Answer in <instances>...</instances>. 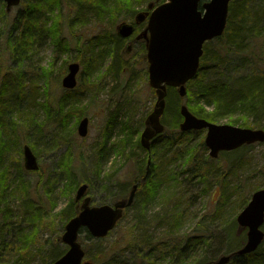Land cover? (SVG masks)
<instances>
[{
	"label": "rangeland",
	"instance_id": "rangeland-1",
	"mask_svg": "<svg viewBox=\"0 0 264 264\" xmlns=\"http://www.w3.org/2000/svg\"><path fill=\"white\" fill-rule=\"evenodd\" d=\"M130 1L132 4L128 8V15L117 20L105 15L99 20H88L81 28L74 25L72 30L68 18H72L74 7L67 5L66 0L61 6L64 17L62 35L63 43L68 45L69 50L58 44L59 47H56L53 43L56 40L45 39L34 54L31 64L39 72L41 69L50 70L48 76L42 77V71L35 78L27 72L21 76L17 86L26 98L20 102L22 114L32 116L35 122L46 125L40 127L39 132L36 126H31L28 131L19 126L15 132L8 125L2 128V137L8 142L0 154V180L6 186L7 197L14 192L15 194L7 199L6 207L2 206L9 212L8 218L3 219L0 216V245L4 246L0 253L1 264H50L51 251L66 250V246L57 238L63 233L66 224L60 218V212L74 200L76 188L73 191L66 189L70 174H75L78 181L76 187L87 179L96 181L88 194L91 204L96 206L111 203L113 195L121 186L126 187L127 193L132 182L140 176L141 160L148 159L149 153L138 149L135 141L139 140L144 119L151 112L156 100L143 72L146 66L139 63L142 50L138 48L139 45H134L127 56L126 45L122 43V51L126 54L119 56L120 65L113 67L115 57H112V53L96 67L85 68L82 64L86 57L98 54L100 48L96 42L100 37L105 40L110 32L115 33L121 22L132 23L138 12L149 11L150 4L153 8L162 3L153 4L154 0ZM241 1L244 0L236 2ZM245 1L251 9H264V0ZM19 9L20 5L12 9L6 14L7 18L12 19ZM4 10L5 3L0 0V29ZM127 12L125 11L126 14ZM0 39L1 83L3 73L12 67L5 38ZM77 40L82 50L81 56L76 49ZM89 48L92 50L89 51ZM70 63H78L80 68L75 88L67 90L61 85V79ZM28 64L29 62L24 66ZM33 89L37 90L38 96L30 100L29 94ZM171 94L166 98V108L169 106L170 112L161 119L166 134L172 132L173 119L177 118L179 106L186 104V99H176V106L173 102L168 103ZM65 95H69V98L63 102L62 112L65 115L69 111L72 113L66 118L64 129L46 122L47 116L42 104L48 102L50 107L59 109ZM84 117L88 118V132L85 137H80L76 127L78 121ZM12 118L17 119L15 113ZM232 118L239 124L242 122L238 114ZM227 120L218 124H228ZM252 121L250 118L247 124L251 125ZM262 124L264 127V120ZM204 135L205 131H200L189 136L190 147L197 148ZM127 139L129 141L126 143ZM24 144L30 146L37 158V172H28L23 168ZM199 158L198 164L202 162L204 168L209 169L207 180L197 173L190 177L194 162L185 165L182 161H175L169 166L174 173H169L170 181L166 187H161L156 201L150 203L144 211H139L138 203V209L132 213L137 212V217L143 218L141 228L146 235L153 240L159 238L165 227L155 226L153 217L164 214V196L168 197V213H172L173 206L183 211L178 225L180 233L187 237L203 234L207 236L211 247L207 255L217 259L225 251L235 247V244L239 243L241 246L245 241L246 229L238 227L236 216L247 205L252 193L264 188V142L222 153L217 159H210L206 150ZM151 159H156V155H151ZM66 164H69L70 170L65 168ZM97 170L99 174L95 175ZM131 219L132 214H128L103 242H91L82 235L79 239L81 245L90 256H96L101 250L108 249L113 241L123 242L124 244L117 245L120 248L125 246L129 235L127 227L131 228L134 223V220L130 223ZM262 230L264 231V224ZM133 235L136 236L137 233L134 232ZM214 244L219 245L220 250L216 251ZM261 247L264 249V242Z\"/></svg>",
	"mask_w": 264,
	"mask_h": 264
},
{
	"label": "trees",
	"instance_id": "trees-1",
	"mask_svg": "<svg viewBox=\"0 0 264 264\" xmlns=\"http://www.w3.org/2000/svg\"><path fill=\"white\" fill-rule=\"evenodd\" d=\"M154 1L153 4H159L164 0ZM236 1L232 0L229 4L227 25L223 35L204 46V54L201 59L202 68L187 84L186 106L195 116L211 122L220 123L228 119L226 122L228 124L262 128V120H264V9H251L247 1L244 0L240 3ZM69 2L67 0V5L70 4L74 7L72 18H68L72 30L74 25L81 28L88 20H99L105 15H108L112 20H117L130 13L128 8L132 4L130 0H71ZM63 3H66V0H21L20 9L12 19L7 18L5 10L1 15L3 25L0 29V38H5L12 68L3 73L0 83V154L8 142L2 137V128L5 125L10 126L12 132H15L19 126L26 128L27 131L31 126H36L37 132H39L40 127L46 125L35 122L32 116L22 114L23 110L19 106H21L20 102L26 98L24 92L20 91L17 85L25 72L32 78L39 77L41 71L42 77L48 76L47 73L49 74L50 70L41 69L39 72L31 64L34 54L45 39L56 40L57 42L53 41L56 47L69 48L67 44L64 45L63 43L62 25L64 17L61 13ZM125 11H128L127 14ZM102 39L100 37L96 42L97 47L100 48L98 54H91L82 61L85 68L96 67L111 53L113 54L112 57H115L113 67L120 65V63L118 64V58L122 56L120 39L114 32H110L105 40ZM78 45L77 40L76 49L81 56L82 50ZM88 50L91 51L92 49L89 48ZM28 62L29 64L24 66ZM111 69L109 68V71ZM169 93H172V96L169 95L168 103L173 102L176 106V99L180 98L172 88L167 89L166 98ZM37 96V90L33 89L28 99L34 100ZM68 98L69 95L68 97L67 95L63 96L59 109L50 107L48 102L42 104V109L47 116L46 122L66 128V118L72 112L69 111L68 115L63 114L62 106ZM169 112V106L166 108L165 104L162 117ZM14 113L17 119L12 118ZM235 114L240 115L242 121L240 124L232 118ZM250 118L253 121L251 125H248ZM180 120L181 116L177 112V118L173 119L172 132L169 134L164 132L153 139L150 156L156 155V159H151L144 184H141L140 181L145 173L147 159L141 160L140 176L132 182V184L138 183V189L133 204L123 216L124 219L128 217V214H132L130 223L134 220L132 227H127L129 235L126 245L120 248L117 245L123 242L113 241L108 249L101 250L96 256H90L86 249V254L94 261V264H213L215 261L214 256L209 258L207 255L208 250L211 249L207 236L203 234L187 237L180 233L178 225L183 217V211H180L177 206H173L172 213H168L166 209L169 206L168 197L164 196V214L153 217L155 226L165 227L159 238L153 240L151 236L146 235V232L141 228L143 218H138L137 212L132 213L138 209V203H140L139 211L140 209L144 211L150 203L156 201L158 192L162 190L161 187H166L170 181V174L174 173L172 170L170 171L169 166L175 161H182V164L185 165L194 162L195 166L190 177L197 173L201 178L208 179L209 169L204 168L205 165L201 161V164H198L199 157L201 153L206 151V148L202 140L199 141L197 148L190 147L188 144V141H191L189 136L196 132H180L177 126ZM132 138L133 136H131ZM135 142L137 148L144 151L139 140ZM65 168L70 170L69 164H66ZM262 172H264V167ZM97 174H99L98 170L95 175ZM67 180L66 189L75 190L78 183L75 174H70ZM84 183L88 185L87 192L89 194L96 181L87 179ZM125 193L126 187L121 186L111 200L121 199L127 194ZM14 194L15 192L7 197L6 186L0 180V216L2 215L3 219L8 218L9 212L5 211L2 206L6 207L8 205L7 199L13 197ZM31 207L33 209V206ZM60 213V218L67 222L76 215L77 203L71 200ZM134 232L137 233V237L133 235ZM84 238L91 242L95 240L88 234H84ZM103 240H95V242H103ZM235 245L225 254H231L235 251L239 243ZM2 249L4 246L1 244L0 253L3 252ZM64 251V249L51 251L50 264L59 258ZM240 263L264 264V249L260 246L250 255L241 258L234 257L229 264Z\"/></svg>",
	"mask_w": 264,
	"mask_h": 264
},
{
	"label": "water",
	"instance_id": "water-1",
	"mask_svg": "<svg viewBox=\"0 0 264 264\" xmlns=\"http://www.w3.org/2000/svg\"><path fill=\"white\" fill-rule=\"evenodd\" d=\"M200 0H166L150 14L147 31L148 81L156 91V102L153 111L147 116L145 128L140 135V144L146 150L150 149V140L163 131L160 117L165 107L166 87L178 88V94H186L185 84L192 79L199 67L203 53L204 42L222 35L228 15L230 0H209L202 5L204 13L198 10ZM6 11L9 12L20 0H4ZM142 21V14H138ZM134 31L131 24L121 23L117 34L122 38L129 37ZM79 65L72 63L68 73L62 79V86L72 89L76 85V74ZM182 121L181 131L206 129L205 146L209 156L217 158L221 151H231L243 144L264 142V130L240 128L228 124H215L205 119L197 118L185 105L180 106ZM88 128V118H83L77 126L78 135L85 137ZM23 166L28 171L38 170L37 159L28 145L23 146ZM149 164V161H148ZM145 177L142 179V183ZM87 185H80L75 194V201L82 199ZM137 190V184L132 186L125 199L113 204L90 206V198L84 197L79 213L65 225L61 241L68 250L52 264H91L83 262L84 251L77 241L79 231L85 229L93 238L105 237L115 227L125 208L131 206ZM237 224L246 228V240L237 251L242 256L253 252L264 240V232L260 229L264 223V189L253 193L247 206L236 217ZM231 255L221 256L215 264H227Z\"/></svg>",
	"mask_w": 264,
	"mask_h": 264
},
{
	"label": "flooded vegetation",
	"instance_id": "flooded-vegetation-1",
	"mask_svg": "<svg viewBox=\"0 0 264 264\" xmlns=\"http://www.w3.org/2000/svg\"><path fill=\"white\" fill-rule=\"evenodd\" d=\"M142 13L144 15V20L135 23L133 34L131 36H129L128 38L120 39V41L122 43H125V45H126V49L128 50L127 56L130 55V53L132 51L131 49L134 45H139L138 48H140L142 51H145L144 55L140 56L139 63H140V65H142L144 63L146 65V68H147L148 63L146 60L145 53H146V42H147L148 35L145 34V29L147 27V20H148L149 13L147 11H144ZM124 54H125V52H122V55H124ZM135 64H137V63H135ZM143 72H145V71H143ZM146 75H147V69H146Z\"/></svg>",
	"mask_w": 264,
	"mask_h": 264
},
{
	"label": "bare ground",
	"instance_id": "bare-ground-1",
	"mask_svg": "<svg viewBox=\"0 0 264 264\" xmlns=\"http://www.w3.org/2000/svg\"><path fill=\"white\" fill-rule=\"evenodd\" d=\"M32 66H34V65L32 64ZM129 140H130V139H129ZM129 140L127 139V140H126V143H127ZM239 245H240V244H239ZM239 245L236 247V250L232 252V254H236L237 251L241 248L242 245H241V246H239ZM218 246H219V245L214 244V247H213V248L216 249V251H218V250H220V248H219ZM229 250H230V249H228L227 251H229ZM227 251H225V252H227Z\"/></svg>",
	"mask_w": 264,
	"mask_h": 264
}]
</instances>
